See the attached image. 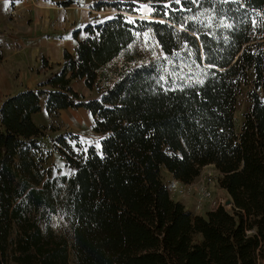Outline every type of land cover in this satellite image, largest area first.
Listing matches in <instances>:
<instances>
[{
  "label": "trees",
  "instance_id": "1",
  "mask_svg": "<svg viewBox=\"0 0 264 264\" xmlns=\"http://www.w3.org/2000/svg\"><path fill=\"white\" fill-rule=\"evenodd\" d=\"M91 2L113 12L0 103V264H264V0ZM43 102L90 112L99 140L68 156L70 176L49 166ZM210 165L233 203L195 215L163 171L192 184ZM58 212L69 233L51 227Z\"/></svg>",
  "mask_w": 264,
  "mask_h": 264
},
{
  "label": "rangeland",
  "instance_id": "2",
  "mask_svg": "<svg viewBox=\"0 0 264 264\" xmlns=\"http://www.w3.org/2000/svg\"><path fill=\"white\" fill-rule=\"evenodd\" d=\"M64 0H39V4L43 7L63 8L58 3ZM80 1V0H79ZM20 2V1H18ZM81 6L80 3H75L68 7ZM100 16L107 17L111 15L113 10L98 11ZM140 16H150L151 7L145 3L140 6ZM45 20V19H44ZM40 20V23L44 21ZM35 19L29 21V27H34ZM28 34V33H27ZM45 35L42 33V36ZM60 40V39H58ZM41 40L29 41L26 46V51L23 46L16 47L14 42H7L0 44V102L6 97L17 91L19 86L13 87L17 82L22 86H29L37 88L38 84L45 81L48 75L53 71L48 67H44L41 64V57L50 61H57L51 53L48 54L46 48L39 46ZM57 40H54L55 42ZM43 42H51L50 40H43ZM56 43V42H55ZM39 47L36 58H33L32 51L34 48ZM72 50L71 46H69ZM22 51V52H21ZM16 56L17 59L12 65L6 62L7 57ZM11 67V69H8ZM9 70V80H3L2 73ZM20 74L23 77V81L19 79ZM12 81V83L10 82ZM75 89L90 98L93 97L91 92L84 84L79 82L75 85ZM237 112V126H241L242 119L241 114L246 109L248 103H246V97L243 95L238 101ZM35 122L44 128L45 137L43 139V147L45 151L51 155L49 160V166L52 169V174L55 177L67 175L70 176L73 173V169L67 166L68 156L73 154H80L85 152L88 147L97 145L99 138L93 133L92 130V118L90 112L85 108L69 109L67 111H61L54 115H49L44 107L35 116ZM218 172L215 167L210 165L202 171L201 175L195 179L192 184H185L180 180H175L172 175L167 171H163V179L167 182L170 194L175 200L181 201L190 212L195 215H205L209 210H215L219 206L226 205L229 195L224 189L218 186ZM229 207L228 205H226ZM50 225L55 231L60 233H69V223L65 215L58 212L53 216Z\"/></svg>",
  "mask_w": 264,
  "mask_h": 264
},
{
  "label": "crops",
  "instance_id": "3",
  "mask_svg": "<svg viewBox=\"0 0 264 264\" xmlns=\"http://www.w3.org/2000/svg\"><path fill=\"white\" fill-rule=\"evenodd\" d=\"M78 3L81 6L66 7V9H63L60 7L53 8L52 6L43 7L39 4V0H0V44L14 42L16 47L23 46L25 49L22 51H26V46L29 41L41 40L39 46H41V49L46 48L48 54H52L53 49L62 50V56H58L57 61L48 62L49 70L53 72L57 71L59 65L63 62L64 52L66 50L71 52L74 50L69 48V46L72 48L75 46V41L71 38V32L97 18H104L100 16L97 10L94 11L91 9V0H78ZM34 19V27L30 28L29 21ZM41 19L45 20L40 23ZM42 33L45 35L42 36ZM43 40H50L51 42L44 43ZM54 40H57L55 41L56 43L53 42ZM38 48H34L32 51L34 59L37 56ZM16 59L17 57L15 55L7 57L6 62L12 65ZM8 69H11V67ZM10 75L9 70L2 73V76H4L3 80H9ZM23 77L20 74L19 79L23 81ZM10 82L12 83L11 80ZM16 86H19V88L11 94L23 91L25 88L34 89L29 86L19 85L17 82L13 87Z\"/></svg>",
  "mask_w": 264,
  "mask_h": 264
},
{
  "label": "snow or ice",
  "instance_id": "4",
  "mask_svg": "<svg viewBox=\"0 0 264 264\" xmlns=\"http://www.w3.org/2000/svg\"><path fill=\"white\" fill-rule=\"evenodd\" d=\"M190 2H191V3H197L198 0H190ZM221 2H222V3H225V2H228V0H221ZM173 3H175V4H180V3H181V0H173ZM168 7H169V9H170V11H171V10H172V9H171V6L169 5ZM261 25H262V27H264V20L261 21ZM224 26L227 27V28H232V27H233V25L230 24V23H229V24H225ZM138 35H139V34H138ZM145 36H147V33H145ZM198 82L201 83V84L203 83V81H198Z\"/></svg>",
  "mask_w": 264,
  "mask_h": 264
},
{
  "label": "bare ground",
  "instance_id": "5",
  "mask_svg": "<svg viewBox=\"0 0 264 264\" xmlns=\"http://www.w3.org/2000/svg\"><path fill=\"white\" fill-rule=\"evenodd\" d=\"M148 18H150L151 16H147ZM52 55L53 56H56V58L55 59H57L58 58V56L59 57H61L62 56V50H60V49H53L52 50Z\"/></svg>",
  "mask_w": 264,
  "mask_h": 264
},
{
  "label": "water",
  "instance_id": "6",
  "mask_svg": "<svg viewBox=\"0 0 264 264\" xmlns=\"http://www.w3.org/2000/svg\"><path fill=\"white\" fill-rule=\"evenodd\" d=\"M146 18H148V17H146ZM150 18H152V16ZM202 57H203V53H202ZM232 203H233V200L229 199V200H227L226 205L230 206Z\"/></svg>",
  "mask_w": 264,
  "mask_h": 264
}]
</instances>
